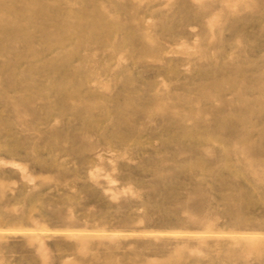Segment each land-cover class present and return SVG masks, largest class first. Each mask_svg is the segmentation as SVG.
I'll return each instance as SVG.
<instances>
[{"label":"rangeland","instance_id":"obj_1","mask_svg":"<svg viewBox=\"0 0 264 264\" xmlns=\"http://www.w3.org/2000/svg\"><path fill=\"white\" fill-rule=\"evenodd\" d=\"M0 25V264H264V0H0Z\"/></svg>","mask_w":264,"mask_h":264},{"label":"bare ground","instance_id":"obj_2","mask_svg":"<svg viewBox=\"0 0 264 264\" xmlns=\"http://www.w3.org/2000/svg\"><path fill=\"white\" fill-rule=\"evenodd\" d=\"M3 7V6H2ZM1 7V8H2ZM104 7V6H103ZM100 10H102V9H100ZM105 10V9H104ZM104 12H107L106 10L104 11ZM2 14V13H1ZM102 14V13H101ZM107 15V14H106ZM117 15V14H116ZM108 16V15H107ZM109 17H111L110 15H109ZM117 18V17H116ZM71 20V19H70ZM56 26V25H55ZM113 26V25H112ZM5 27V26H4ZM4 27H2L1 25H0V35L1 34H3V32L4 31H6L5 30V28ZM38 27L40 28V29H42V30H44L45 29V26L43 25V24H41V25H38ZM211 28V27H210ZM106 31V26L105 25H103V24H101L100 25V32H105ZM53 34H55V33H53ZM56 37V36H55ZM58 37H59V40H62V38L64 37V32H60L59 33V35H58ZM63 42V41H62ZM71 51V50H70ZM66 53V52H65ZM71 53V52H70ZM65 58V57H64ZM66 59V58H65ZM65 64V63H64ZM242 146V145H241ZM236 147V146H235ZM207 150V149H206ZM238 150V149H237ZM207 152H205V154H206ZM242 153L243 154H245V156L247 155H249V149L248 148H242ZM209 153H207V155H208ZM240 157V156H239ZM249 161V160H248ZM248 163V162H247ZM253 164V163H252ZM251 164V165H252ZM18 165V164H17ZM248 168H250V167H248ZM252 170V169H251ZM255 172V171H254ZM260 175V174H259ZM256 176V175H255ZM262 176V175H261ZM28 177V176H27ZM29 178V177H28ZM13 183V182H12ZM124 191V190H123ZM122 191V192H123ZM116 194V193H115ZM114 196V195H113ZM213 222V221H212ZM209 227V226H208ZM66 231V230H65ZM76 231V230H75Z\"/></svg>","mask_w":264,"mask_h":264}]
</instances>
